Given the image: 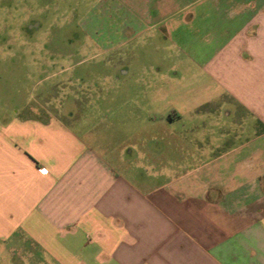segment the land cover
Returning a JSON list of instances; mask_svg holds the SVG:
<instances>
[{
    "label": "crops",
    "instance_id": "0c3cea01",
    "mask_svg": "<svg viewBox=\"0 0 264 264\" xmlns=\"http://www.w3.org/2000/svg\"><path fill=\"white\" fill-rule=\"evenodd\" d=\"M129 3L124 35L158 25L219 94L170 101L153 155L138 124L0 114V264H264V0Z\"/></svg>",
    "mask_w": 264,
    "mask_h": 264
},
{
    "label": "rangeland",
    "instance_id": "374dc122",
    "mask_svg": "<svg viewBox=\"0 0 264 264\" xmlns=\"http://www.w3.org/2000/svg\"><path fill=\"white\" fill-rule=\"evenodd\" d=\"M111 1L0 0L2 118L29 116L44 107L57 108L61 118L82 130L138 124L153 155V126L165 118L161 111L170 101L182 108L219 94L191 53L158 25L124 35V0H118L123 6L119 16ZM138 94L158 95L161 103L155 105V100L149 107L141 96L138 107ZM124 95L134 100L125 101ZM142 107L153 113L142 114ZM70 113L78 119L71 120ZM194 119L184 120L192 125Z\"/></svg>",
    "mask_w": 264,
    "mask_h": 264
}]
</instances>
